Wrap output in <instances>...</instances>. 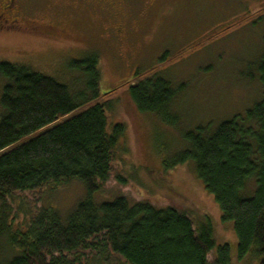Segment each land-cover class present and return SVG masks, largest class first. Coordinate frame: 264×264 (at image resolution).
<instances>
[{"label":"trees","instance_id":"1","mask_svg":"<svg viewBox=\"0 0 264 264\" xmlns=\"http://www.w3.org/2000/svg\"><path fill=\"white\" fill-rule=\"evenodd\" d=\"M257 68L261 101L245 117L186 132L187 148L168 167L194 163L223 221L233 223L239 257L254 252L264 264V49ZM71 69L85 79L76 94L28 66L0 62V264H231V247L217 245L210 220L123 194L97 199L112 181L127 185L117 168L125 127L110 128L106 102H97L98 56ZM130 93L140 112L177 124L168 81L147 79ZM72 181L84 197L70 211L43 204L44 191Z\"/></svg>","mask_w":264,"mask_h":264},{"label":"rangeland","instance_id":"2","mask_svg":"<svg viewBox=\"0 0 264 264\" xmlns=\"http://www.w3.org/2000/svg\"><path fill=\"white\" fill-rule=\"evenodd\" d=\"M22 6L13 18L19 23L0 28V62L28 66L76 94L85 79L71 65L98 56L97 102H106L110 128L125 127L117 168L127 185L112 181L97 199L123 194L131 202L172 205L196 222L210 220L217 245L231 247V264H259L254 252L239 257L233 223L223 221L194 163L168 165L187 148L186 132L245 117L261 101L264 0H25ZM154 78L175 92L169 114L176 125L140 112L132 100L130 86ZM255 189L251 182L245 195ZM83 197V186L72 181L44 191L43 204L66 214Z\"/></svg>","mask_w":264,"mask_h":264},{"label":"flooded vegetation","instance_id":"3","mask_svg":"<svg viewBox=\"0 0 264 264\" xmlns=\"http://www.w3.org/2000/svg\"><path fill=\"white\" fill-rule=\"evenodd\" d=\"M25 0H0V28H6L9 23L8 29L11 27L10 23H17L18 20L13 18L18 17L23 11V2ZM22 9V11L20 10ZM9 17H11L9 19ZM14 20V21H13ZM19 23V22H18ZM20 27V25H17ZM22 27V26H21Z\"/></svg>","mask_w":264,"mask_h":264}]
</instances>
